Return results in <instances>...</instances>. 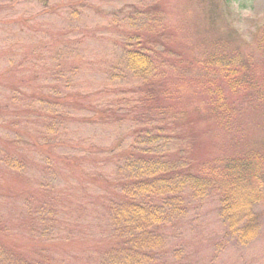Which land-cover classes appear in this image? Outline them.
Masks as SVG:
<instances>
[{"label": "rangeland", "instance_id": "rangeland-1", "mask_svg": "<svg viewBox=\"0 0 264 264\" xmlns=\"http://www.w3.org/2000/svg\"><path fill=\"white\" fill-rule=\"evenodd\" d=\"M211 1L0 0L2 243L27 258L43 250L53 264H99L98 249L106 248L111 235L100 194L107 188L103 178L114 177V159L86 156V172L74 174L59 157L66 151L74 157L77 142L84 151L93 145L125 147L133 134L156 124L143 106L152 85L129 75L120 62L129 35L143 34L145 48L161 40L174 55L156 79L163 78L161 89L173 92L164 106L171 102L182 113L176 123L165 113L161 126L167 133L177 129L176 141L192 144L193 160L246 151L264 155V0L224 3L229 7L225 22L235 33L211 20ZM158 15L161 36L153 28ZM222 50H236L238 58L227 82L215 66L205 65ZM56 81L68 86L63 90L74 112V123L61 125L67 138L60 140L47 132L52 119L46 113L54 108L47 95L52 98ZM233 81L242 84L231 87ZM216 91L234 103L230 122L211 113ZM44 143L54 146L48 169L46 148L38 147ZM12 159L20 161L18 167H12ZM86 173L104 185L91 183ZM256 211L260 232L247 246L225 241L213 197L182 219L181 235L177 231L172 243L184 248V264H264V201Z\"/></svg>", "mask_w": 264, "mask_h": 264}, {"label": "trees", "instance_id": "trees-1", "mask_svg": "<svg viewBox=\"0 0 264 264\" xmlns=\"http://www.w3.org/2000/svg\"><path fill=\"white\" fill-rule=\"evenodd\" d=\"M227 3V0H219ZM209 17L214 22L225 26L229 32L235 33L231 24L225 22L229 7L221 6L217 0L211 1ZM159 16V15H158ZM157 22V23H156ZM153 28H158L159 35L164 24L159 16ZM227 25V26H226ZM150 30H145L148 33ZM232 36L230 33L227 36ZM143 34L129 35L123 44L120 58L123 69L131 76L140 79L148 87L143 106L147 113L155 117L153 127H144L132 135V141L125 147L117 144L106 149L89 146L87 150L80 144L74 143V157L67 151L59 158L70 170L86 172L83 162L96 154H106L114 159V177L103 178L107 188L100 194L103 213L109 221L111 230L109 243L100 252V243H94L99 252V264H184V248L173 245L177 231L181 235L182 219L192 217L197 213L203 202L214 198L216 200V216L224 227L226 242L238 246H247L257 238L260 232V213L256 206L264 201V155L258 152L246 151L240 155L219 157L211 160L196 161L191 157L192 144L176 141L177 129L171 127L165 132L162 123L166 120L165 113L170 114L168 122L180 118L182 109L167 107L173 92L161 89L163 78L156 79L162 72L168 57L174 55L160 40V45L153 44L143 47ZM158 39L154 42L157 43ZM236 50H222L217 55H211L205 62L207 66H215L227 80L235 75V64L238 60ZM177 54L176 52H174ZM170 55V56H169ZM225 56L220 59L221 56ZM230 57L229 59H226ZM156 79V80H155ZM156 85V88L154 87ZM242 81H233L231 87L239 86ZM68 88L67 85H65ZM63 85L58 81L50 88L53 92L51 113H46L52 123L47 132L55 133L56 138L64 139V123H74L72 102L64 92ZM161 89L159 92H157ZM234 92L235 90H231ZM211 113L217 120L230 122L232 110L231 98H226L220 91L211 96ZM151 110L154 114H151ZM181 110V111H180ZM45 111V109H44ZM225 125H227V122ZM153 123V122H152ZM190 136H188L189 138ZM187 138V139H188ZM186 139V138H185ZM68 144V142L66 143ZM64 144V146L66 145ZM46 148V169L50 165L49 155L54 154V146L44 143L38 146ZM94 158V157H93ZM74 159V160H73ZM12 167L20 163L11 160ZM74 167V168H73ZM65 170V169H62ZM49 174L51 171H48ZM52 174L51 176H53ZM87 176V173L85 174ZM90 182L96 185L102 180L94 173L88 174ZM56 182L53 176L52 184ZM104 183H100L102 186ZM179 235V236H180ZM4 238H2L3 240ZM1 240V238H0ZM102 247V246H101ZM32 257L20 256L15 248L8 247L0 241V264H53L54 260L36 251ZM186 264V263H185Z\"/></svg>", "mask_w": 264, "mask_h": 264}]
</instances>
